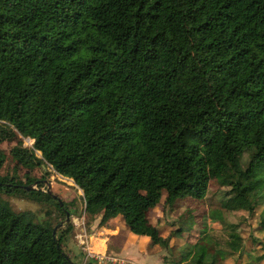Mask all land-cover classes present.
Returning <instances> with one entry per match:
<instances>
[{
	"label": "trees",
	"instance_id": "trees-1",
	"mask_svg": "<svg viewBox=\"0 0 264 264\" xmlns=\"http://www.w3.org/2000/svg\"><path fill=\"white\" fill-rule=\"evenodd\" d=\"M259 86L264 0H0V141L16 143L0 173V264H78L66 250V203L36 167L82 190L89 224L120 220L152 240L161 230L149 212L161 198L203 199L211 180L251 215L264 201ZM228 245L193 264H220Z\"/></svg>",
	"mask_w": 264,
	"mask_h": 264
},
{
	"label": "rangeland",
	"instance_id": "rangeland-1",
	"mask_svg": "<svg viewBox=\"0 0 264 264\" xmlns=\"http://www.w3.org/2000/svg\"><path fill=\"white\" fill-rule=\"evenodd\" d=\"M260 95H264V87H261ZM15 144V142L8 140L0 141V161L2 163L0 173L11 170L9 150ZM31 144V139L23 138L24 146L29 147ZM250 145L251 143L244 141L240 147H235L234 153L238 166H246L249 151L247 149ZM36 154L40 155L39 152H36ZM207 166L211 173L217 174L220 172L210 158L207 159ZM31 174L35 177H43L47 184L45 187L47 188L49 184V189L55 194L57 193L61 197L60 199L66 203L70 216L68 224H72L73 227L66 250L75 262L83 264L86 257L83 260L82 255L75 254L73 250L75 246H78L81 251H84L82 247L85 244L78 242L77 235L91 231V224L87 222L84 214L82 190L71 179L55 173L50 166L47 168L36 167ZM33 187H36V184ZM228 189L227 186H220L216 180H211L203 199L194 200L181 196L172 206L164 203L163 196L160 202L149 212L151 221L160 227L159 237L152 240L149 237L132 236L124 232L126 241L123 244L126 247H124L125 253L121 254L122 257L137 264H162V260L163 264H169L177 253L188 252L182 264H193L191 259L193 255L201 260H207L215 249H230L229 242L232 249L237 253L241 249H250L255 246L253 239L258 242V246L262 247L264 251V230H258L264 201L255 208L251 215L246 210H234L231 196L225 193ZM250 195H253V192ZM11 202L14 208L20 210L35 211L38 208L33 202L26 200L12 199ZM96 219L98 220V218ZM120 222V220H117L114 223L120 224ZM233 224L238 225L236 229L240 232L230 236L232 231L230 226ZM59 227H64V224L61 222ZM191 227L193 229L190 230ZM199 230H203L205 235L200 233ZM110 242L112 244L117 243L113 240H110ZM99 245L104 246L103 242H100L95 245V249H98ZM254 264H264V259L255 261Z\"/></svg>",
	"mask_w": 264,
	"mask_h": 264
},
{
	"label": "crops",
	"instance_id": "crops-1",
	"mask_svg": "<svg viewBox=\"0 0 264 264\" xmlns=\"http://www.w3.org/2000/svg\"><path fill=\"white\" fill-rule=\"evenodd\" d=\"M115 221H117L116 219H112L108 222L107 225H99V217L98 220L95 219L91 225V231H88L86 233V243L88 248L91 251H94L96 253H100V254H104L106 256H112V257H116V258H124L122 257L121 254L125 253V248L126 245L124 246V241H126V237L123 234L124 232H127L128 234H131L132 236H136L135 234L130 233L125 226L123 225L122 222L119 223H114ZM139 237H145V236H139ZM110 240H113L115 243H111ZM102 243L103 242V247L102 246H98V249H95V245L98 243ZM101 247V248H100ZM258 247L253 246L250 249H241L240 251H238L237 253L235 251H233V253L228 256L227 258L220 260L219 259V263L222 264H254L255 261H259L260 259H264V256H261L260 259H257V255H264V251L263 250H258ZM83 249V247H82ZM75 254H80L82 255V259L84 260V258L86 257V252L81 251L79 249L78 246H75V248L73 249ZM84 250V249H83ZM83 253V254H82ZM180 253V252H179ZM120 254V255H119ZM245 255H248V257L246 258ZM84 256V257H83ZM132 256V255H131ZM195 256V255H193ZM133 258H135L134 256H132ZM192 257V256H191ZM126 259V258H124ZM128 260V259H126ZM87 264L89 263H96L97 261L92 259V258H87L86 259ZM129 261V260H128ZM133 264H137L133 261H130ZM163 264V260L161 262ZM103 264V263H100ZM107 264H115V263H107Z\"/></svg>",
	"mask_w": 264,
	"mask_h": 264
},
{
	"label": "built area",
	"instance_id": "built-area-1",
	"mask_svg": "<svg viewBox=\"0 0 264 264\" xmlns=\"http://www.w3.org/2000/svg\"><path fill=\"white\" fill-rule=\"evenodd\" d=\"M82 231H84L82 229ZM86 232H83L81 234H78L77 235V238H78V242L81 243V244H85V246L83 247L84 251L87 253L86 254V259L87 258H92L94 260H96L97 264H100V263H103V264H107L109 262L111 263H115V264H133L132 262L124 259V258H116V257H112V256H106L104 254H100V253H96L94 251H91L88 246H87V243H86ZM84 237V238H82ZM83 264H87V261L85 260L83 262Z\"/></svg>",
	"mask_w": 264,
	"mask_h": 264
},
{
	"label": "water",
	"instance_id": "water-1",
	"mask_svg": "<svg viewBox=\"0 0 264 264\" xmlns=\"http://www.w3.org/2000/svg\"><path fill=\"white\" fill-rule=\"evenodd\" d=\"M27 188L30 189L31 186H28ZM47 190H48L49 193H51V191L49 189V184H48ZM52 196L55 197L54 194H52ZM60 203L62 204V202H60ZM69 222H70L69 212H66L65 223L68 225Z\"/></svg>",
	"mask_w": 264,
	"mask_h": 264
}]
</instances>
